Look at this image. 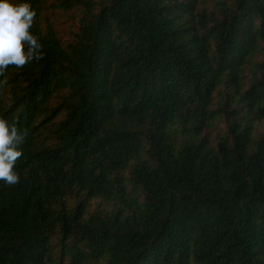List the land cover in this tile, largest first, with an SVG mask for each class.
<instances>
[{"label": "trees", "instance_id": "trees-1", "mask_svg": "<svg viewBox=\"0 0 264 264\" xmlns=\"http://www.w3.org/2000/svg\"><path fill=\"white\" fill-rule=\"evenodd\" d=\"M28 2L0 264H264V0Z\"/></svg>", "mask_w": 264, "mask_h": 264}, {"label": "clouds", "instance_id": "clouds-1", "mask_svg": "<svg viewBox=\"0 0 264 264\" xmlns=\"http://www.w3.org/2000/svg\"><path fill=\"white\" fill-rule=\"evenodd\" d=\"M35 16L28 0H0V76L9 66L23 68L43 59V45L31 31ZM27 135V129L0 117V181L7 185L20 182L15 166Z\"/></svg>", "mask_w": 264, "mask_h": 264}, {"label": "rangeland", "instance_id": "rangeland-1", "mask_svg": "<svg viewBox=\"0 0 264 264\" xmlns=\"http://www.w3.org/2000/svg\"><path fill=\"white\" fill-rule=\"evenodd\" d=\"M50 14H51V18L49 16V19H51V21L54 22L61 36L66 41L73 39L74 37L73 32L77 28V23L73 19V16L65 15L59 12H57L56 14L54 12H50Z\"/></svg>", "mask_w": 264, "mask_h": 264}]
</instances>
